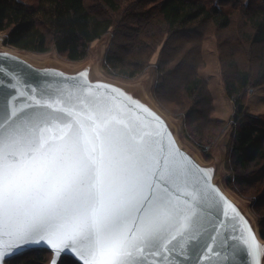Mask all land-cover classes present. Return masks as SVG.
Segmentation results:
<instances>
[{
    "label": "snow or ice",
    "instance_id": "1",
    "mask_svg": "<svg viewBox=\"0 0 264 264\" xmlns=\"http://www.w3.org/2000/svg\"><path fill=\"white\" fill-rule=\"evenodd\" d=\"M73 87L80 95L0 113V264L31 246L82 264H148L175 251L167 246L177 236L195 241L202 210L170 133L149 129L114 98L87 95L91 86ZM243 222L247 235L238 238L259 264L260 245Z\"/></svg>",
    "mask_w": 264,
    "mask_h": 264
},
{
    "label": "trees",
    "instance_id": "2",
    "mask_svg": "<svg viewBox=\"0 0 264 264\" xmlns=\"http://www.w3.org/2000/svg\"><path fill=\"white\" fill-rule=\"evenodd\" d=\"M135 12L138 15L134 17ZM126 21H133L136 29L142 26L143 30H139V36L122 42ZM205 24L217 36L224 89L234 105L231 120L235 130L230 145L233 181L248 193L264 241V118L250 115L245 103L250 88L264 85V0H0V37L4 46L34 54L55 51L68 61L81 62L88 57L90 45L113 30L115 38L105 57L104 70L126 80L141 75L161 45L156 69L161 75L173 73L179 56L178 43L171 42L197 34L190 54L198 55L200 26ZM229 33L230 47L226 46ZM168 44L172 54L163 58ZM244 49L246 56L239 54ZM203 63L198 56L195 68L190 65L181 96L176 97L178 108L170 112L184 116L186 125L194 126L196 136L211 141L228 123L212 119L213 95L208 80L197 70ZM155 95L161 103L160 92ZM51 259L50 252L39 249L7 264H51ZM57 264L79 263L65 257Z\"/></svg>",
    "mask_w": 264,
    "mask_h": 264
},
{
    "label": "rangeland",
    "instance_id": "3",
    "mask_svg": "<svg viewBox=\"0 0 264 264\" xmlns=\"http://www.w3.org/2000/svg\"><path fill=\"white\" fill-rule=\"evenodd\" d=\"M212 1L214 3L217 0ZM228 6L229 5H227V7ZM136 15H138L137 12L133 13L132 16L135 17ZM135 27L137 26L133 21H126V35L122 37V42H128L133 39V36H139V30H143L141 28L142 26L140 29H136ZM200 28L202 32V35L199 37L201 50L198 55L197 52L190 54V52L194 50V44H196V40L194 39L198 38L197 34H191L187 37L185 36V38H176L174 42L171 43H178V53L176 55L179 56V60L173 68V73L161 75L156 69V63L162 53L161 45L153 54L149 67L141 75L131 80L113 77L104 70L105 57L110 51L115 38L113 30L102 39L92 43L89 48L88 57L81 62L68 61L55 51L46 54L17 51L4 46L1 37L0 53H7L18 57L22 56V58L26 59L24 60L25 62L39 71L55 70L69 76H75L82 72H86L90 83H105L112 85L134 103L144 106L157 114L167 125L179 147L189 154L201 168L209 172L211 184L219 189L238 207L249 225L255 230L257 242L261 248V254L259 255L260 264H264V241L260 238L258 221L255 214H253L249 198H247L249 197L247 196L248 193L243 192L239 184L233 181L235 175L231 170L232 159L230 145L235 130V125L231 120L234 114V105L232 100L226 95L224 89L219 61L220 53L218 49V39L217 36L213 34V29L210 25L205 24L204 26H200ZM229 34L231 37L226 35L229 41L228 45H226L228 47H230L229 44L232 42V33ZM176 40L179 41L175 42ZM192 45L193 47H191ZM171 47L170 44L165 47L162 54L163 58L172 54ZM246 53L247 51L244 49V52L239 54L245 55ZM198 56L202 58V63H204L199 65L197 70L208 80V86L214 99L215 111L212 114V119L216 121L220 119L228 123L223 132L219 133V135L211 141L205 138L200 139L196 136L192 131L194 126L191 128L188 127L184 116H177L170 112V109L178 108L176 97L181 96V85L190 72L191 66L193 67V65H195ZM157 91L160 92L159 97L161 103L155 97ZM165 96L169 99L165 98ZM163 99L165 101H163ZM245 99L247 112L250 115L264 118V85L250 88L246 93ZM214 128L215 125L212 124L211 129L214 130ZM240 178L242 177L240 176Z\"/></svg>",
    "mask_w": 264,
    "mask_h": 264
},
{
    "label": "water",
    "instance_id": "4",
    "mask_svg": "<svg viewBox=\"0 0 264 264\" xmlns=\"http://www.w3.org/2000/svg\"><path fill=\"white\" fill-rule=\"evenodd\" d=\"M77 82L91 86V91L87 95L114 98L113 103L124 108L127 114L133 118L138 117L140 121L149 126V129L159 128L162 132L170 133L166 136V141L172 148L178 150L177 159L191 172L189 181L193 187L189 188V191L197 196L203 216L200 234L195 241L177 236V239L167 246L169 249L174 247L175 251L164 252L157 257H149L148 264H250L252 257L248 255L247 245L238 238L241 234L247 235L244 232L246 225L243 222L246 218L238 207L211 184L209 172L201 168L189 154L179 147L167 125L157 114L134 103L116 87L105 83L92 84L89 82L86 72L69 76L55 70L39 71L18 56L0 53V113L11 108L19 112L20 115H24L26 112L38 110L28 108V104L35 105L37 100L42 101L45 97L78 96L80 92L73 87ZM97 85L110 87L108 89L97 88ZM196 188H200L202 191L196 192ZM241 217L243 220L240 219ZM247 227L251 228L257 240L256 232L248 221ZM205 247H210L212 251L206 252L203 257H197L196 251L203 250ZM39 249L47 250L52 254L51 264H53L54 251L48 246L24 248L6 258L5 264L26 252ZM65 257L82 264V261L74 254L67 252L61 253L59 259H55V264ZM256 259L260 264L259 256Z\"/></svg>",
    "mask_w": 264,
    "mask_h": 264
},
{
    "label": "crops",
    "instance_id": "5",
    "mask_svg": "<svg viewBox=\"0 0 264 264\" xmlns=\"http://www.w3.org/2000/svg\"><path fill=\"white\" fill-rule=\"evenodd\" d=\"M25 1L26 3H32V2H35V0H23Z\"/></svg>",
    "mask_w": 264,
    "mask_h": 264
},
{
    "label": "bare ground",
    "instance_id": "6",
    "mask_svg": "<svg viewBox=\"0 0 264 264\" xmlns=\"http://www.w3.org/2000/svg\"><path fill=\"white\" fill-rule=\"evenodd\" d=\"M17 55V54H16ZM19 58H21V59H23V60H26V59H24V58H22V56H19ZM254 214V213H253Z\"/></svg>",
    "mask_w": 264,
    "mask_h": 264
}]
</instances>
